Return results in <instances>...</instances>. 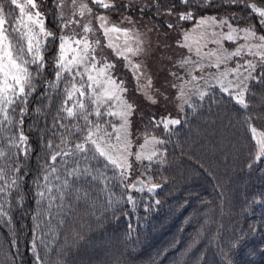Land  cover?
Listing matches in <instances>:
<instances>
[{
    "label": "trees",
    "instance_id": "trees-1",
    "mask_svg": "<svg viewBox=\"0 0 264 264\" xmlns=\"http://www.w3.org/2000/svg\"><path fill=\"white\" fill-rule=\"evenodd\" d=\"M64 1L36 0L44 27L54 36L37 33L44 59L35 90L24 97L25 104L17 101L11 106L15 112L9 108L11 123L0 113V174L4 176L0 187L5 189L0 192V264H264V157L255 156L257 144L251 130V125L256 126L264 136V83L260 82L264 76L247 81L243 97L247 107L217 84L207 86L203 98L194 95L185 104L177 98L162 99L157 92L152 103L129 84L125 72L134 77V71L131 65H122L123 56L116 54L122 49L118 45L115 59H120V68L113 74L122 77L125 95L133 105L130 152L137 153L150 138L163 143H156L151 161L135 163L138 167L129 174V184L119 169L106 166L98 156L92 159L93 153L58 157L54 165L58 171L51 173L52 149L47 144L50 140L58 144L60 134L67 135L56 121L68 128L85 124L80 118L60 119L66 117L59 112L66 85L64 80L56 81L55 74L58 38L67 20L63 18ZM84 2L92 8L87 15L95 33L89 32V37L100 42L103 30L96 16L101 11L118 21L125 11L137 19L157 20L161 31H172L169 24L188 26L210 13L227 14L235 24L257 25L250 9L230 0H192L188 5L181 0H141L131 5L112 0L115 6L109 9L91 0ZM0 5L7 19L11 20V13L19 20V10L10 0H0ZM182 12H191L194 18L180 20ZM113 20L107 19L105 27H111ZM11 26L5 25L9 31ZM164 50H172L170 42ZM36 67L30 66L34 73ZM262 71L257 68L253 75ZM167 101L169 107H165ZM88 107L94 106L88 103ZM172 118L179 123L164 127ZM103 119L117 123L113 116ZM89 120L97 117L90 115ZM74 142L79 140L70 138L62 147L71 148ZM74 161L90 174L80 175L79 180L67 177L70 183L75 180L79 192L72 194L69 188L65 191L70 194L61 199L65 169L74 167ZM139 172L148 177L147 183L133 187L132 179Z\"/></svg>",
    "mask_w": 264,
    "mask_h": 264
},
{
    "label": "snow or ice",
    "instance_id": "snow-or-ice-1",
    "mask_svg": "<svg viewBox=\"0 0 264 264\" xmlns=\"http://www.w3.org/2000/svg\"><path fill=\"white\" fill-rule=\"evenodd\" d=\"M62 2V0H61ZM192 2V0H181V3L188 5ZM233 4H240L245 8L250 9V15L254 14L257 17V25L261 29H264V7L259 6L260 4H264V0H250V2L245 3L244 0H230ZM12 5H15L17 9H19L21 19L17 20L16 17H13L11 13L8 14L11 17V20L7 19L5 16V11L2 5H0V113L4 114V121L11 123V119L9 117V108L13 112L16 111V108L11 107L19 101L20 104H25L26 100L24 97L29 95L32 91L35 90L34 81L37 76L40 75L41 69L43 67V56L40 54V42L36 39V33L33 32L32 27L27 24H24L23 17H27V20L31 22V25L39 26V32L43 33L45 38L53 37L54 33L49 32L44 27V21L40 19L41 12L36 10L34 13L30 11H26V9L30 6L31 9H38V5L36 0H26L25 3H21L20 0H10ZM73 5H78L79 7V15L83 17L85 13H92V8L88 6V3L84 2V0H71ZM91 3L102 7L104 9H109L114 7V3L112 0H91ZM172 9H169V13L171 14ZM193 14L191 12H182L179 14V19L188 21L192 20ZM96 19L100 21L99 27L103 30V34L105 37H108L110 32H123L127 35L128 30L122 29L116 25H112L111 27H105L107 24V16L98 15ZM215 17L210 18H201L197 24V27L203 25L207 22V20H211L215 22ZM15 21V23H13ZM129 22L131 19L129 18ZM73 21L65 20L62 27H69ZM74 23L79 24L80 21H75ZM226 23V22H225ZM6 24H12L11 31L9 28H6ZM22 25L24 28H27V31H22L20 26ZM250 25L245 29H241L245 33L243 37L246 41L249 38H254L258 41L255 44H244L240 45L235 51L221 52L219 55L216 53H212L215 55V62L210 64V67L220 68L221 64L226 63L232 57H240L243 51L246 49L249 55L254 57H258L259 60L257 63H254L252 60H246L244 64H238L234 69H228L227 71L220 72L219 75L212 74L213 78L217 80V83L220 84L221 89L224 92H229V87H225L223 84V79L231 74H239L242 79L239 80V83L236 85L240 87V91L236 94L237 103L247 107V104L244 100L245 92L247 91V81L248 80H256L259 76H264V71L258 73L256 76L253 73H256L257 68H261L264 70V34L257 35L256 26ZM169 28H172L173 25L169 24ZM231 31L226 35V39L230 42H235L233 33L236 32V29L231 28ZM83 31L85 33L92 32L95 33V29L91 27V20L88 21L87 24L83 25ZM12 33H15V36H12ZM77 33L73 30L71 36L62 35L59 39V52L60 55L56 61L57 72L55 74L56 81H65L64 87V99L61 101V108L59 112L66 113V117H60V119L70 118V119H83L85 124L83 126L73 125L72 128H68L66 125L60 123L58 119L56 123L61 128H66L67 135L60 134L59 140L60 143L53 144L50 140L47 144L49 149H52L50 154V160L52 161L51 173H56L58 169L54 166L57 162L58 157H75L80 153H93L92 159H96V157L102 158L106 161L107 165H112L113 167L120 169V175L123 177L128 169L131 168V164L129 163L128 156L134 155L136 161H142L143 159H147L151 161L153 157L156 155V151L152 150L151 154L145 155L142 151L137 153L128 152V141H127V127L129 124L128 117L131 115L133 105L128 103L127 101L122 100L121 96L118 93L126 92L127 89L123 87V82L117 83V81L112 77L109 70L114 69L115 65L110 63H102L101 67L97 69V63H101L97 60L95 52L96 47L100 45V40L96 39L93 44L90 45L87 37H81L79 39L75 38ZM189 37V33H184V38L187 41ZM26 41V43H25ZM214 43H219L218 41H213ZM72 44H75L76 47H71ZM81 45L83 47L81 48ZM182 47L188 48L189 51H192L191 45L185 43L181 45ZM107 47L113 48L114 51L116 49L114 46L109 43ZM91 49V51H89ZM254 49H257L254 51ZM66 50H70L74 55H72L71 59H68L65 55ZM127 52H132L134 55L139 54L143 51V48L139 47V41L137 44V48L133 50L131 47H127ZM200 49H196V54L199 55ZM118 56H123V52H117ZM31 56V59L27 57ZM127 59V57H124ZM131 63V62H129ZM196 62L192 61L190 58L185 59L181 62V67H185V65ZM31 65H36L35 73L30 68ZM83 66V72L74 71V69H79ZM135 68H139L140 65H134ZM243 69V72H241ZM198 70L202 71V66H198ZM96 72V75H93V72ZM246 73V74H245ZM65 74L70 77V79L65 77ZM191 75V72L188 73ZM80 76V80L77 81L76 77ZM86 76V81L84 77ZM103 77V78H101ZM179 78V77H177ZM137 79H139L137 77ZM198 79V77H193V80ZM11 81V82H10ZM261 83H264V80H260ZM231 85V81H229ZM58 86V85H57ZM175 86V85H174ZM88 89H91V94H88ZM181 96L184 95L183 88L180 89ZM78 94V96H77ZM206 93H201V98ZM85 97H87V103L85 102ZM121 101L120 110L114 111L113 106L109 104L112 100ZM148 99L155 103V99L152 96H148ZM69 101L72 102L71 106L69 105ZM88 103L94 105L93 108L89 109ZM109 104V107L102 111L101 109L104 105ZM20 111L23 113L24 109L21 108ZM90 115H95L97 120H89ZM104 116H113L117 117L120 120L119 124L111 123L110 121L104 120ZM3 123V121H0ZM178 124V120H170L164 124V127H168V124ZM107 125V127H106ZM111 128V131H108V128ZM255 134L256 130H252ZM121 133L124 134L123 141L121 137ZM79 134V135H77ZM55 135V133H54ZM70 138H75L79 140V142H74L71 148L66 149L62 147V145H68ZM21 142L26 141V137L23 135L20 136ZM113 140L116 143H113ZM123 143V149H120L122 152H127V155H117L118 146ZM148 141H145V145ZM152 143H163V141L156 140L153 138ZM256 143L258 144V152L257 158L264 157V136L260 139H257ZM145 145H141L143 149ZM2 155V153H0ZM67 164V161H64ZM74 167L70 170L65 169L66 178L63 181V189L61 190V199L64 195L70 194L65 190L72 188V194L78 193L79 188L75 187V180H79L80 175L90 174V170L85 168L81 171L79 167V161H74ZM3 170L0 169V173ZM67 177H74L75 180L70 183ZM58 180L59 176L56 177ZM4 176L0 174V180H3ZM47 179V176L45 177ZM13 185L16 183L15 180L11 182ZM134 186V185H133ZM157 187V185H153V188ZM152 190V189H149ZM5 191L4 188L0 187V192ZM51 191V189H49ZM41 196L44 193H40ZM79 198V197H77ZM51 205H49L50 207ZM39 259V257H37Z\"/></svg>",
    "mask_w": 264,
    "mask_h": 264
},
{
    "label": "rangeland",
    "instance_id": "rangeland-1",
    "mask_svg": "<svg viewBox=\"0 0 264 264\" xmlns=\"http://www.w3.org/2000/svg\"><path fill=\"white\" fill-rule=\"evenodd\" d=\"M137 1L141 0H126L128 4L136 3ZM21 3H25L26 0H20ZM107 2V0H106ZM79 3V0H78ZM114 3V2H113ZM64 8L63 11V18L67 20L73 21V23L65 28L63 31V35L71 36L73 33V30L77 33L76 37L77 39L81 37H87L90 45L93 44V39L91 40L89 37V32L85 33L83 31V25L87 24L89 20V16L86 15L83 17H80L79 13H77L78 16H75L76 11L79 12L78 5H73L71 3V0H65L64 1ZM115 4V3H114ZM262 7V6H261ZM19 10V9H18ZM38 9H31L29 6L26 11L35 12ZM76 10V11H75ZM123 15L121 16V20L118 21L117 17L114 18V15L110 14L107 11H101L99 15L107 16V19H115L113 20V25L119 26L122 29H127V35L123 32H119L122 37H116L114 34L109 33L108 37H105L103 34V37L101 35V43L99 46L96 47V58L101 63H97V69L101 67L102 63H110L114 64L115 68L110 69L109 72L112 75V77L117 81V83L122 82L121 78H117V74H113V71L117 68H120V64L115 59V53L117 51L118 45L122 46V49L120 52H123V59H122V65L128 66L131 65L132 69L134 71V77L138 81L134 80V77H131V72H125V76H129V84L136 86L137 89L141 92V95L143 97L152 96L153 93L157 92L162 99L168 100H174L178 99L180 104H185L188 102L194 95H200L202 92L205 91L207 86L210 84H217L220 86V84L217 83V80L213 78L212 74L219 75L220 72L227 71L228 69H234L238 64H244L246 60H252L254 63H257L259 58L254 57L252 55H249L247 53V50L245 49L240 57H232L229 59L226 63L221 64L220 68L216 67H210V64H213L215 62V55L212 53H216V55H219L221 52H224L225 50L227 52H233L235 51L240 45L244 44H255L258 43V41L254 38H249L247 41L243 38L245 36V33L243 31H240L241 29H245L250 26L248 23H241V24H235L233 19H228L227 14H204L200 15L196 18V20L188 25L183 26L181 28L179 27H172V31H161L159 29V21L157 20H149V19H137L134 14H130L129 12L125 11ZM62 16V15H61ZM215 17V22L211 20H207V22L203 25H200L197 27V24L201 18H210ZM129 18L131 19V22H129ZM19 19H21L20 12H19ZM24 21V24L29 25L32 27L33 32L36 34L39 33V26H33L31 25V22L27 20V17L22 18ZM40 19H44L41 15ZM80 21L79 24L74 23L75 21ZM172 21V19H170ZM235 21H238V19H235ZM226 22V23H225ZM229 25H231V28L236 29L237 31L233 33L235 42L228 41L225 37L226 35L231 31L229 28ZM22 26V25H20ZM91 27H92V21H91ZM23 29L26 31L27 28ZM256 30V29H255ZM188 32L189 37L187 41L184 38V33ZM257 35L264 34V29H258L256 30ZM37 39V35H36ZM139 41V47L143 48V51L140 52L137 55H134L132 52H127V47H131L133 50L137 48V44ZM213 41H218L219 43H214ZM171 44L172 50L165 51L164 47L167 44ZM112 43L116 51L113 50V48L107 47V44ZM189 44L191 45L192 51H189L188 48L182 47V44ZM71 47L75 48L76 45L72 44ZM83 45H81V48ZM200 49L199 55L196 54V49ZM257 49H254L256 51ZM91 51V49H89ZM60 55V52H59ZM58 55V57H59ZM65 55L68 59H71L72 53L70 50H66ZM127 57L125 59L124 57ZM190 58L192 61L196 62L195 64L189 63L185 65V67H181V62L185 59ZM131 62V63H129ZM139 64L140 67L137 69L134 67V65ZM198 66H202V71L198 70ZM80 71L83 72V66H81L79 69H74V71ZM191 72V75L188 73ZM241 72H243V69H241ZM246 74V73H245ZM93 75H96V72H93ZM80 79V76H77ZM179 77V78H177ZM193 77H198V79L193 80ZM103 78V77H101ZM86 81V76L84 77ZM242 79L239 74H229L223 79V84L225 87H229V92L233 95V97L236 99V94L240 91V88L243 87L241 85L240 87H237L236 85L239 83V80ZM229 81H231V85L229 84ZM247 83V82H246ZM124 85V84H123ZM175 85V86H174ZM183 88L184 95L181 96L180 89ZM88 94H91V89H88ZM126 93H118V95L121 96L122 100L130 102L129 99L125 95ZM120 103L121 101L118 100H112L109 102L110 105L113 106L114 111L120 110ZM109 104L104 105L105 109L109 107ZM170 101H167L165 107H169ZM94 106V105H93ZM117 119V123H120V120ZM178 119V115H177ZM129 120V117H128ZM175 120V119H170ZM130 124V123H129ZM129 124L127 127V141H128V149L127 151L130 152L132 145V140L130 138V131H129ZM255 129V134L253 133V136L255 140L260 139L263 134L256 126L251 125V130ZM124 134L121 133L122 141H123ZM153 138L148 139V143L145 145V141L141 145H145V147L138 150V152H143L145 155L151 154L152 150H155L156 144L152 143ZM113 143H116L115 140H113ZM257 144V143H256ZM140 145V146H141ZM258 144L256 149V158H257V152H258ZM120 149H123V143H121L118 146L117 155H127V152H122ZM129 163L131 164V168L128 169V171L125 173L124 177L126 178V182L129 184L130 181L128 179L129 174L134 171H136V167L138 165H135V163H140L141 161H136L135 157L132 158L131 156H128ZM135 160V161H134ZM147 159H143V161H146ZM120 170V169H119ZM121 171V170H120ZM141 172V170H140ZM138 173L139 175H135V177L140 176L143 180H146L148 177L144 176L141 173Z\"/></svg>",
    "mask_w": 264,
    "mask_h": 264
},
{
    "label": "water",
    "instance_id": "water-1",
    "mask_svg": "<svg viewBox=\"0 0 264 264\" xmlns=\"http://www.w3.org/2000/svg\"><path fill=\"white\" fill-rule=\"evenodd\" d=\"M144 184L145 180H143L140 176L135 177L132 181V186L134 185L133 187H140Z\"/></svg>",
    "mask_w": 264,
    "mask_h": 264
}]
</instances>
